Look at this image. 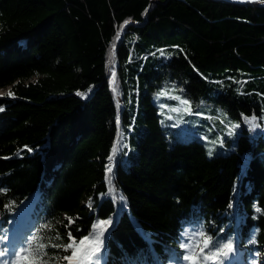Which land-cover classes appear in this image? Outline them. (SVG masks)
<instances>
[{
	"label": "trees",
	"instance_id": "trees-1",
	"mask_svg": "<svg viewBox=\"0 0 264 264\" xmlns=\"http://www.w3.org/2000/svg\"><path fill=\"white\" fill-rule=\"evenodd\" d=\"M8 88L0 237L32 201L12 253L33 237L40 253L18 264H76L86 236L106 240L107 264H189L200 233L234 240L235 264L264 258V0H0ZM175 93L193 111L222 108L236 137L177 128L161 105ZM207 134L226 147L210 156Z\"/></svg>",
	"mask_w": 264,
	"mask_h": 264
},
{
	"label": "rangeland",
	"instance_id": "rangeland-1",
	"mask_svg": "<svg viewBox=\"0 0 264 264\" xmlns=\"http://www.w3.org/2000/svg\"><path fill=\"white\" fill-rule=\"evenodd\" d=\"M244 1V0H242ZM10 90L9 88L6 90H0V95L4 93H8ZM174 98L177 99L179 102L178 104H168L166 105L165 102H162L161 105L163 107V110L175 120V125L177 128L182 130L183 132H186L185 128V122L189 119V122L186 123V126L189 127L190 124L192 123L193 126H204L205 129L202 130L203 132H212L216 129H220L221 132H224L226 135H228L231 138H235L238 128L240 126V122L237 121L236 119L231 118L227 112H225L222 108L217 107V111H212L211 109H208L209 113H201L198 111H193L192 109H197V110H204L203 107L199 108V104L193 105V103L186 102L185 99L181 97L179 93H175ZM157 100V97H156ZM175 109V110H174ZM186 112H193L192 114H201L207 117L206 120L209 121V123L203 122V118L200 117H190L191 116L189 113ZM238 126V127H237ZM189 131V130H188ZM209 134V133H208ZM206 135L204 138L206 139V146H207V153L211 152L210 156H213L217 151H219L222 148H225L226 145L221 142L219 139L220 134H216L214 136H209ZM186 136V135H183ZM10 242V241H8ZM104 242V241H103ZM88 243L86 247H88ZM85 247V248H86ZM235 252L232 254V259L229 260L230 263H233V261L238 260L240 261L242 258V253L240 252L239 249L235 248ZM103 251V249H102ZM2 257H0L1 259ZM264 258L261 259V261L258 264H264L263 263ZM2 262V261H1ZM97 264L93 259L87 258L84 259L82 258V253H81V258L79 260V264ZM3 264H6V262H3Z\"/></svg>",
	"mask_w": 264,
	"mask_h": 264
},
{
	"label": "snow or ice",
	"instance_id": "snow-or-ice-1",
	"mask_svg": "<svg viewBox=\"0 0 264 264\" xmlns=\"http://www.w3.org/2000/svg\"><path fill=\"white\" fill-rule=\"evenodd\" d=\"M127 23V22H125ZM9 95H14L13 93H9ZM4 109L0 107V111H3ZM175 110V109H174ZM253 121L255 120V117L251 118ZM238 127V126H237ZM31 151V149H29ZM209 155H211V152H209ZM112 157H109V160H111ZM107 171L111 173V166L109 165L107 168ZM3 191V190H0ZM229 207H232L230 204ZM259 211V209H258ZM71 223V220L69 221ZM112 224V220H106V221H99L98 224L93 226V229L101 228L103 230H107V227ZM69 236L71 234L69 233ZM201 236V242L203 244V248L201 251L203 252L204 249H208V255L215 258L216 264H225L226 261H229L232 259V254L235 252V241L232 239L226 240V241H218L215 240L213 237L208 236L206 233H200ZM36 237H33L28 244H26L24 247L15 250L13 253H9L7 250H0V257H5L8 255H11L12 257V264H18V262L28 256V253L30 251L34 252L35 257L39 258L40 253L32 247V243L36 240ZM73 242H75V239L73 238ZM88 243V247L84 248L82 250V258L87 259L91 258L93 260L98 261L99 258L102 255V248H103V239L94 238L91 236H86L80 239L79 244L85 245V243ZM251 243H255V240L253 239ZM57 245H53V247H56ZM39 247H46V245H39ZM182 248H189L188 244H182ZM66 248H73V243H69ZM77 255L76 251L73 250L72 255L69 257H66L69 261L73 259ZM188 256H185L184 259H188ZM205 258H208L207 256ZM30 264H35V261L29 258ZM7 264V262H6Z\"/></svg>",
	"mask_w": 264,
	"mask_h": 264
},
{
	"label": "water",
	"instance_id": "water-1",
	"mask_svg": "<svg viewBox=\"0 0 264 264\" xmlns=\"http://www.w3.org/2000/svg\"><path fill=\"white\" fill-rule=\"evenodd\" d=\"M232 1H242V0H232ZM114 161H115V158L112 160V162H114ZM111 167H113L112 163H111Z\"/></svg>",
	"mask_w": 264,
	"mask_h": 264
},
{
	"label": "bare ground",
	"instance_id": "bare-ground-1",
	"mask_svg": "<svg viewBox=\"0 0 264 264\" xmlns=\"http://www.w3.org/2000/svg\"><path fill=\"white\" fill-rule=\"evenodd\" d=\"M97 264H103L100 262V259L98 261L94 260Z\"/></svg>",
	"mask_w": 264,
	"mask_h": 264
}]
</instances>
